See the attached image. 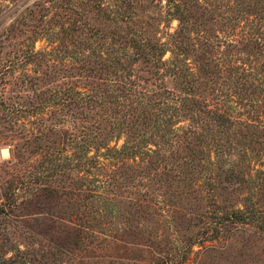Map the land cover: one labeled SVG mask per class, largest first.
<instances>
[{"label":"rangeland","instance_id":"1","mask_svg":"<svg viewBox=\"0 0 264 264\" xmlns=\"http://www.w3.org/2000/svg\"><path fill=\"white\" fill-rule=\"evenodd\" d=\"M121 11L175 49L102 74L143 102L105 97L89 170L71 65ZM0 149V264H264V0H0Z\"/></svg>","mask_w":264,"mask_h":264},{"label":"trees","instance_id":"2","mask_svg":"<svg viewBox=\"0 0 264 264\" xmlns=\"http://www.w3.org/2000/svg\"><path fill=\"white\" fill-rule=\"evenodd\" d=\"M125 1L127 0H121V2H125ZM121 7L122 6H120V8ZM177 7L179 6L177 5ZM117 14L118 15L112 16V18L114 19L113 21L115 23V26L113 25L112 28H109L108 32H104L99 27L96 26L95 29L94 28L91 29V31L93 32L90 35H88L86 44L84 45V47L86 48V52H88V54L85 56L84 60L81 61L80 63H77L75 67L71 65V68L76 70L77 73H80V76L83 77L84 80L82 81V85L78 90L73 89L72 86H70L69 94H71V96H69L68 103L73 104L74 107H76L77 104L84 105L85 108L89 109V111L83 108V111L80 112L81 118H83L84 121H86L84 122V124H82L84 130L82 129L80 130V132L83 131L81 135L82 140H80V142L77 144L78 149L73 150L71 155L64 156L66 160H71L72 156L73 159L76 158L83 159V157L84 159L88 158L84 153L85 152L87 153L93 147L91 143H98L97 137L93 134V128H98L97 125L99 123L97 122L98 118L94 116V113L99 114L100 111H103L107 108V106L103 104V102L106 101L105 97L109 100V102L111 100H114V98L117 96H124L125 99L128 100L127 103L130 104L133 102H135L136 104L143 102L140 101V99L137 96H134L133 94L129 93L128 87H130L131 85L126 84L127 83L126 81L128 79L124 80L122 78H119V80H117V78H115L112 84L115 83L116 85L115 86L111 85L112 87L110 88V85L105 83L107 84L108 88L104 91L106 85L103 87L100 81H102L103 78L106 77H103L102 74L104 76H110V74L115 69L127 67V72H128L127 76H130L131 61H135V59H141V60H146L147 62H151V64L157 68H162L166 64L165 61L162 59V57L166 52V50L169 49V46H167L165 42L155 43V42H151L150 40H147L146 38L144 39L142 37V34L140 32H137V29L134 28L133 25L130 27L129 23L131 16L126 11H121L120 14L119 13ZM62 25L63 23H61V26ZM74 30H76L74 27L71 28L70 34L81 38L80 35L83 33L80 32L78 34H75ZM107 41H109V43H107ZM174 49L175 48H171L169 50L172 52ZM76 82L77 81H73L71 83L73 86H79L76 84ZM129 83H132L134 86L135 85L138 86V83L134 79L130 80ZM138 91L141 92V90ZM104 92H106L107 95L106 94L104 95ZM113 102L117 105L115 100ZM123 103L124 102H122L120 105H122ZM135 110L136 108L133 109V113L128 115L130 118H132V120L129 123L130 126L128 130H126L127 135H129L130 137H133L135 135L139 136V132H140L139 129H141V127L148 126L146 120L153 119L151 112L149 113L151 116H149L146 112V115H143L144 116L143 118H139L140 111H135ZM212 113L215 121H218L219 124H221L222 126L225 125V121H227L228 116L226 117L225 111L221 105H213ZM95 118H97V120ZM74 119H78V118H74ZM163 122H164L163 128L165 129V127L169 125L168 118H165V121ZM119 124L120 123H117L116 127L119 126ZM74 127L76 126L74 125ZM150 132L154 135L157 134L154 130ZM157 132H159L158 135L159 137L168 135L166 131L165 132L161 130L159 131L157 129ZM168 137L166 139H168ZM86 164L89 170L97 167V165L88 166V164H90L89 159H85V165ZM177 166L178 164H176L174 168L176 169ZM147 167L148 166H146L145 168ZM152 169L154 172V168ZM138 170H139L138 168H135V171L132 173L133 174L141 173V171ZM157 171L158 170H156L157 175L161 173ZM153 172L151 174H153ZM178 172L179 170H177L176 173ZM143 173L146 174L148 173V177H149L148 170L143 171ZM122 175H123L122 177L125 178V175L124 174ZM126 175H128V171L126 172ZM237 211L239 212H232V214H233V218L235 219L238 218L239 220H242L245 215H254V214L256 215V212L252 210L247 211L245 213H243L241 210H237ZM230 216L231 215H229V217Z\"/></svg>","mask_w":264,"mask_h":264},{"label":"bare ground","instance_id":"3","mask_svg":"<svg viewBox=\"0 0 264 264\" xmlns=\"http://www.w3.org/2000/svg\"><path fill=\"white\" fill-rule=\"evenodd\" d=\"M5 152L8 153L5 149H3V155H5Z\"/></svg>","mask_w":264,"mask_h":264},{"label":"clouds","instance_id":"4","mask_svg":"<svg viewBox=\"0 0 264 264\" xmlns=\"http://www.w3.org/2000/svg\"><path fill=\"white\" fill-rule=\"evenodd\" d=\"M5 155H7V153L5 152Z\"/></svg>","mask_w":264,"mask_h":264},{"label":"built area","instance_id":"5","mask_svg":"<svg viewBox=\"0 0 264 264\" xmlns=\"http://www.w3.org/2000/svg\"><path fill=\"white\" fill-rule=\"evenodd\" d=\"M2 150L0 149V152H1Z\"/></svg>","mask_w":264,"mask_h":264}]
</instances>
